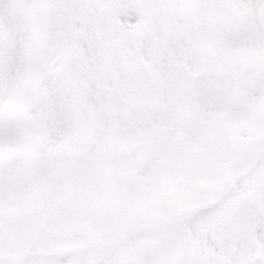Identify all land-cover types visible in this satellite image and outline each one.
Returning a JSON list of instances; mask_svg holds the SVG:
<instances>
[{
    "label": "snow or ice",
    "instance_id": "obj_1",
    "mask_svg": "<svg viewBox=\"0 0 264 264\" xmlns=\"http://www.w3.org/2000/svg\"><path fill=\"white\" fill-rule=\"evenodd\" d=\"M0 264H264V0H0Z\"/></svg>",
    "mask_w": 264,
    "mask_h": 264
}]
</instances>
